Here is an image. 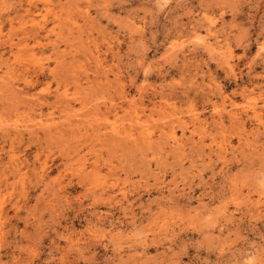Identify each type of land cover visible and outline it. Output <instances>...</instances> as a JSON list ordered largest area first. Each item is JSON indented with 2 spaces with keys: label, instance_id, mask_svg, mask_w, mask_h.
<instances>
[{
  "label": "rangeland",
  "instance_id": "obj_1",
  "mask_svg": "<svg viewBox=\"0 0 264 264\" xmlns=\"http://www.w3.org/2000/svg\"><path fill=\"white\" fill-rule=\"evenodd\" d=\"M0 264H264V0H0Z\"/></svg>",
  "mask_w": 264,
  "mask_h": 264
}]
</instances>
